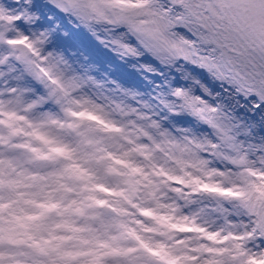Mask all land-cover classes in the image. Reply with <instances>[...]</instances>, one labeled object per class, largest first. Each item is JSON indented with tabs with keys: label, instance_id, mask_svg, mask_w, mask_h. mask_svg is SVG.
I'll use <instances>...</instances> for the list:
<instances>
[{
	"label": "snow or ice",
	"instance_id": "snow-or-ice-1",
	"mask_svg": "<svg viewBox=\"0 0 264 264\" xmlns=\"http://www.w3.org/2000/svg\"><path fill=\"white\" fill-rule=\"evenodd\" d=\"M0 264H264V0H0Z\"/></svg>",
	"mask_w": 264,
	"mask_h": 264
}]
</instances>
